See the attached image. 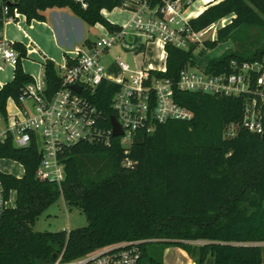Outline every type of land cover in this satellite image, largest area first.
Listing matches in <instances>:
<instances>
[{
  "label": "trees",
  "instance_id": "trees-1",
  "mask_svg": "<svg viewBox=\"0 0 264 264\" xmlns=\"http://www.w3.org/2000/svg\"><path fill=\"white\" fill-rule=\"evenodd\" d=\"M120 0H89L83 9L74 0H0V28L6 17L26 16L28 22L45 20L44 11L68 7L86 23L115 25L101 12L113 10ZM4 6L8 13L4 14ZM230 17L215 39L199 51L232 41L211 58L208 71H222L232 59L264 62V0H215L190 24L196 31ZM86 40L85 44H90ZM19 61L11 81L0 88V115L6 117L10 97L34 81L22 65L26 47L15 43ZM196 45L189 49L167 45V70L152 74L177 81L180 71L197 63ZM71 62L70 57L68 58ZM48 91L60 82L51 59L43 63ZM117 85L103 81L93 101L110 127L111 102ZM178 102L195 113L190 121L159 124L152 133L139 131L126 147L122 138L106 142H79L61 152L66 178L57 184L39 180L40 155L35 145L17 148L0 142V158L23 164L21 177L0 171L8 195L16 205L0 219V264H45L64 249L72 260L99 247L135 239L142 243L140 264H162L164 248L181 245L197 264H264V132L252 133L241 124L245 96H214L175 89ZM232 122L236 134L226 136ZM125 159L132 166L123 164ZM81 209L88 224L70 230L35 231L41 214L59 198ZM187 241H200L192 246ZM54 245L57 247L54 249Z\"/></svg>",
  "mask_w": 264,
  "mask_h": 264
},
{
  "label": "built area",
  "instance_id": "built-area-1",
  "mask_svg": "<svg viewBox=\"0 0 264 264\" xmlns=\"http://www.w3.org/2000/svg\"><path fill=\"white\" fill-rule=\"evenodd\" d=\"M214 1L207 2L206 6ZM74 2L83 9L89 7V0ZM120 2L115 8L129 11V21L113 29L103 26L105 31L96 41L77 48L76 55L70 57L71 62L68 60L60 68V82L52 92L48 91L44 74L34 78L22 88L18 99L13 100L14 109L7 112L6 117H1L4 126H0V142L11 141L17 148L35 145L40 155L36 177L57 184L61 192L66 178L61 152L79 142L109 143L114 137L112 125L103 124L104 113L92 99L105 80L117 85L111 102L112 115L124 131L120 138L126 147L139 131L152 133L159 124L194 118V111L178 102L176 88L214 96L244 95L245 109L240 124L249 132H264V62L232 59L229 67L222 71H208V62L199 66L198 55L200 46L204 47L202 36L205 29L196 31L190 24L191 19L197 17L188 13L194 0ZM105 11V8L101 10L102 13ZM3 12L8 13L7 6H4ZM13 18L6 17L4 23ZM134 38L131 44L127 43L126 40ZM119 42L125 47L137 49L132 53L135 60L131 64L124 61L121 55H116L121 74L112 77L101 58ZM14 44L1 27L0 68L16 67L20 53ZM168 44L181 49L196 45V65L184 67L176 82L151 73L166 72ZM154 48L158 50L157 60L163 63V67L155 68L152 63L145 65L142 62L147 60V52ZM74 86L80 87V90ZM236 127L234 122L229 124L226 136H234ZM123 164L132 166L133 162L125 159ZM11 192L8 195L0 178V219L9 208ZM144 242L145 239L126 240L99 247L72 260L64 259L63 249L45 264H140Z\"/></svg>",
  "mask_w": 264,
  "mask_h": 264
},
{
  "label": "crops",
  "instance_id": "crops-1",
  "mask_svg": "<svg viewBox=\"0 0 264 264\" xmlns=\"http://www.w3.org/2000/svg\"><path fill=\"white\" fill-rule=\"evenodd\" d=\"M106 13L107 11L103 12L102 14L106 17ZM44 14L45 20H32L31 22H28L26 16L19 13L17 14L16 19L13 18L6 21L3 26V32L6 37L13 40L15 43H21L26 47L27 55L24 58H27L28 61L26 66H23V68L34 78H38L44 74L43 63L46 59L53 60L56 68L60 70L63 65H66L69 57L76 55V49L81 47L76 44L73 35H77V40H82L81 42H84V44L86 40H89L88 38L83 37L84 20H82L77 15L75 16L68 7L48 8L44 11ZM108 20L115 26L120 25L118 21L111 19ZM99 25L103 27L102 24ZM154 50H156V48H154L151 52ZM138 62H140V60ZM142 62L145 65L152 63L155 68L163 67V63H161L159 60L147 59ZM156 62L159 64L156 65ZM14 69L13 73L11 74H0V88L5 83L12 80ZM187 243L194 246L200 244L201 242L187 241ZM196 263L197 262L192 253L181 245H171L164 248L163 250L162 264Z\"/></svg>",
  "mask_w": 264,
  "mask_h": 264
},
{
  "label": "rangeland",
  "instance_id": "rangeland-1",
  "mask_svg": "<svg viewBox=\"0 0 264 264\" xmlns=\"http://www.w3.org/2000/svg\"><path fill=\"white\" fill-rule=\"evenodd\" d=\"M201 4V0H194L193 5L189 8L190 11H194L198 9V6ZM107 13L106 18L118 21L120 25H123L127 21L130 20L131 14L127 10H123L121 8H116L113 10H106ZM74 14V13H73ZM75 15V14H74ZM76 16V15H75ZM230 20V17H226L224 19H221L220 21L216 22L215 24L211 25L210 27L206 28L203 36L202 41L203 43L207 41L208 39H215L217 36V30L220 26L225 24ZM83 28H84V38H88L90 41H96L99 35L101 33H104V29L98 24V25H90L83 21ZM76 44L83 48L85 47L84 42L77 40V35H73ZM126 40L127 43H132L134 39ZM235 49V44L230 40L226 43H220L215 48L205 51L203 55H198V65L203 66L207 61H209L211 58L223 53L227 49ZM203 49V46H200V50ZM137 49H132L130 47H125L121 42H119L114 48H111L108 53L102 55V63L104 64L106 71L111 76H119L121 74V71L117 65V62L115 60L116 55H121L122 59L126 62H129L131 64H134V58H133V52H135ZM139 52V51H138ZM157 54L158 50H154L153 52H147L146 58L149 60H157ZM141 58V57H140ZM27 58H23L22 64L23 66H26L27 64ZM31 62V61H30ZM37 64V63H33ZM159 63L156 62V65ZM40 65V64H39ZM41 66V65H40ZM0 74L6 73L11 74L13 73V67L12 66H5L0 68ZM13 97H10L7 103V112H11L14 109L13 105ZM2 115H0V126H4V121L1 118ZM127 143L128 140H126ZM123 143V140H122ZM0 170L6 173L13 174L15 176L21 177L25 173V168L22 164L19 162L9 159V158H0ZM16 192L12 191L9 199V207H14L16 205ZM88 224L87 218L85 213L77 208V207H70L66 204L64 199L61 197L59 198L55 203H53L48 209H46L39 219L37 220L34 230L35 231H59V230H70L75 229L77 227L85 226ZM57 246L54 245V249Z\"/></svg>",
  "mask_w": 264,
  "mask_h": 264
},
{
  "label": "water",
  "instance_id": "water-1",
  "mask_svg": "<svg viewBox=\"0 0 264 264\" xmlns=\"http://www.w3.org/2000/svg\"><path fill=\"white\" fill-rule=\"evenodd\" d=\"M74 88H76L78 91L80 90V87L78 86H74ZM110 122L111 125L113 127V136L114 137H120L124 134V131L121 127V125L119 124L117 118L114 115L110 116ZM56 253L53 254V257H56ZM197 264V263H196Z\"/></svg>",
  "mask_w": 264,
  "mask_h": 264
},
{
  "label": "bare ground",
  "instance_id": "bare-ground-1",
  "mask_svg": "<svg viewBox=\"0 0 264 264\" xmlns=\"http://www.w3.org/2000/svg\"><path fill=\"white\" fill-rule=\"evenodd\" d=\"M209 1H211V0H201V4L198 6V9L197 10H194V11H190L189 9H188V13L191 15V16H194V17H196V16H198L207 6H206V3L207 2H209ZM192 5H193V3H192ZM191 5V6H192ZM190 6V7H191Z\"/></svg>",
  "mask_w": 264,
  "mask_h": 264
}]
</instances>
